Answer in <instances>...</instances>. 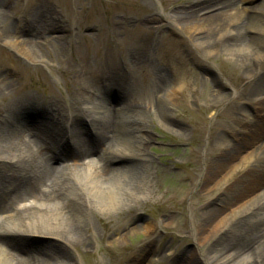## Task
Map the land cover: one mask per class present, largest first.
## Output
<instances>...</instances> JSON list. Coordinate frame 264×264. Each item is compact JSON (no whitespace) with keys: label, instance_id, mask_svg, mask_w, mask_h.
<instances>
[{"label":"bare ground","instance_id":"obj_1","mask_svg":"<svg viewBox=\"0 0 264 264\" xmlns=\"http://www.w3.org/2000/svg\"><path fill=\"white\" fill-rule=\"evenodd\" d=\"M189 4L143 26L146 33L157 32L153 53L117 43L119 57L97 54L95 61L80 64L74 93L67 90V80L62 96L43 79L47 95H20L12 79L0 77V264H74L70 248L103 239L109 249L125 248V240L140 230L153 239L162 222L148 229L128 219L147 204L155 185L150 128L157 125L180 137L179 116L197 99L203 105L193 119L195 130L201 133L206 116L214 113L211 104L226 107L221 117L227 122L215 126L218 137L204 148L202 169L195 161L186 176L195 187L191 201L222 198L220 208L203 214L195 226L200 257L205 264H264V0ZM57 19L31 21L29 37L8 35L1 42L30 63L51 69L54 63L44 62L42 55L49 46L63 53V42L70 38ZM176 44L187 46L197 66L218 61L217 68L241 72L247 92H200V83L204 91L209 81H200L184 59L173 60L175 71L170 67L167 53L181 58ZM113 94L120 97L117 107L108 106ZM177 197L175 192L165 201L175 212ZM114 232L121 234L115 238ZM20 234L50 243L22 254V245L12 238ZM188 254L167 249L156 256L166 264H195L193 256L185 262Z\"/></svg>","mask_w":264,"mask_h":264},{"label":"rangeland","instance_id":"obj_2","mask_svg":"<svg viewBox=\"0 0 264 264\" xmlns=\"http://www.w3.org/2000/svg\"><path fill=\"white\" fill-rule=\"evenodd\" d=\"M189 3L191 0H0V11L4 12V18L0 17V77L12 79L20 95L27 91H32L35 96L47 95L43 79L51 80L55 92L62 96H65L64 85L67 80L69 82L67 90L74 93L77 88L75 71L81 70L80 64L95 61L97 54L102 56L113 53L119 57L117 43L128 46V49L138 47L137 49H142L144 55L153 53L152 43L157 32L155 30L151 34L146 33L143 26L152 19L158 20L168 11L182 7L189 8ZM55 16L58 18L59 26L64 30L62 34L70 38L63 42L65 47L63 53L49 46L42 55L44 62L54 63H52L53 68L34 65L2 44L1 38L4 36L29 37L28 24L31 21L47 22L50 17L54 20ZM158 25L156 22L153 26ZM147 27L151 25L148 24ZM161 27L164 30L169 29L164 23H161ZM81 34L86 37H82ZM175 47L176 53L180 54L181 58L179 59L177 54L175 57L174 54L167 53L166 58L171 62L170 67L175 71L177 64H173V60L177 58L180 62L184 59L188 68L200 81L203 79L209 81L204 91V85L200 83L198 86L200 92L206 94L210 91L230 93L236 90L241 94L247 92L249 85L242 79L241 72L229 70V67H223L224 65L217 68L218 61L210 63L204 61L203 66H197L193 63L192 53L188 52L186 45L176 44ZM78 56L83 57L81 58L83 62ZM58 59L62 62L60 63ZM221 60H224V57H221ZM141 74L144 75L137 72V75ZM119 98L113 94L108 106L117 107L121 103ZM202 105L201 100L197 99L189 103L187 111L179 116V119L183 120V124L177 127L183 130L180 137L167 133L157 125L154 129L150 128L155 136V143L148 152L155 162V185L152 194L147 198V204L135 208L128 219H134L142 228L148 227V229L154 227L157 229L156 225L162 222L163 226L155 230L153 239L145 238L143 231L140 230L141 232L125 240V248L115 246L109 249L110 244L105 243L104 239L101 243H90L76 249L70 248L74 264H132L136 263L137 259L144 260V263L140 262V264H146L149 259L153 264H166L165 260H160L156 255L162 254L167 249L176 254L179 250L185 249L190 253L185 259L186 263H189L188 259L193 256L195 264H205L200 257L201 248L193 232L197 227V221L203 218V214L220 208L222 198L214 199L215 195H212L209 198L191 201L190 191L195 187L191 186L186 176L194 167L195 161L202 169V152L206 145L214 143L218 137L215 126L220 125L221 128L227 126V122L221 117L226 107L211 104L214 113L206 116L201 133L195 130L193 119L199 115ZM232 108L235 109L234 106ZM247 109L251 110L249 107ZM233 178L237 179V176ZM175 192L178 197L174 206L178 212L169 209L168 206L171 205L165 203L167 200L170 201ZM246 201L248 199L244 200ZM235 208L228 209L225 216H231ZM168 217L169 219H166ZM98 231L101 236L105 233L103 229ZM120 234L114 232L113 236L117 238ZM12 238L22 245L24 249L22 254L50 243V239L34 235L20 234ZM216 240L209 243L210 246H213ZM132 251L134 254L130 255Z\"/></svg>","mask_w":264,"mask_h":264}]
</instances>
